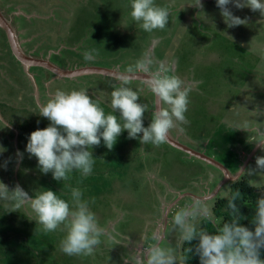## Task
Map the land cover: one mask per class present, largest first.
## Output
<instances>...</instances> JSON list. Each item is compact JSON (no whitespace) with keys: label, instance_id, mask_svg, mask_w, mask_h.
<instances>
[{"label":"rangeland","instance_id":"374dc122","mask_svg":"<svg viewBox=\"0 0 264 264\" xmlns=\"http://www.w3.org/2000/svg\"><path fill=\"white\" fill-rule=\"evenodd\" d=\"M192 1L174 0L167 27L152 33L131 20L130 0H65L63 15L52 9L55 22L51 17L43 21L34 17L43 14L36 10L34 0H19L13 1L20 4L19 18L13 19L15 28L22 29L18 37L21 41L28 37L26 30L39 32L28 40L33 56L42 55L58 66L128 73L129 67L145 58L154 61L153 71L163 64L191 87L185 114L188 123L169 135L222 165L230 175L241 168L255 169L256 157L264 156V148L259 142L250 143L248 137L264 140V16L248 7L228 5L233 15L248 18L247 25L254 34L246 36L238 26H226L216 0H212L214 12L207 21L202 20L199 9L185 7ZM156 3L163 7L170 0ZM24 4L35 8L28 22L25 15H30V10ZM205 7L203 4V12L207 11ZM52 36L55 46H50ZM93 49L99 54L93 53L95 58L86 61L84 53ZM40 67L23 65L0 41V145L6 148L0 153V182L9 190L19 184L30 196L52 190L70 203L71 191L78 187L82 199L90 201L99 226L122 243L112 246L105 236L93 256H67L60 250L65 232H44L29 205L9 212L10 206L0 202V251L6 258L0 264H31L34 259L44 264H50V260L53 264H136V258L155 242L154 238H160L162 247L168 242L175 244V235L168 234L171 217L179 207L197 199L189 195L187 199V194L179 196L177 189L204 196L220 188L217 197L228 190L225 184L218 185L224 177L222 168L168 142L159 147L141 145L139 139L128 138L127 130L111 151L102 138L100 146L91 149L95 162L89 176L74 170L70 180L56 181L50 172L41 173L36 158H29L25 151L29 134L50 123L37 113L39 106L58 89L85 88L107 113L111 111V91L120 84L118 76L98 72L70 78L46 72L47 77L42 78ZM239 69L240 73H234ZM131 80L129 86L139 92V102L148 105L143 118L147 127L156 98L149 90L148 78ZM8 124L10 127H5ZM17 150L23 153L22 159ZM215 199L209 197L206 202L213 205Z\"/></svg>","mask_w":264,"mask_h":264},{"label":"clouds","instance_id":"9594fccd","mask_svg":"<svg viewBox=\"0 0 264 264\" xmlns=\"http://www.w3.org/2000/svg\"><path fill=\"white\" fill-rule=\"evenodd\" d=\"M230 3L237 9L248 7L264 16V0H216L228 28L248 23L247 17L242 19L233 15L228 7ZM173 5L174 0L163 7L156 0H130V17L145 32L162 31L168 25ZM189 6L203 12L201 0H194ZM203 14L202 20L207 21L209 18L204 12ZM93 53L98 55L99 50L85 52L84 59L93 60ZM153 65L151 58H145L127 69L129 74L143 72L149 75V90L159 103V107L152 112L151 122L147 127L143 124V118L144 113L149 110L148 105L139 102V92L129 86L132 83L129 75L117 78L120 86L111 91V111L107 113L85 88L69 91L58 89L40 105L37 113L50 123L42 129L32 131L25 147L29 158H36L40 172H50L56 181L70 180L74 170L87 177L92 173L95 162L91 149L100 146L102 138L104 145L111 151L124 130H127L128 138L139 139L141 145L159 147L167 143L168 137L172 138L169 135L171 130L188 123L185 114L190 103L191 87L163 64L155 71ZM5 127H10V124ZM248 140L250 143L259 142L264 148V140H257L255 137H248ZM4 151L6 148L0 145V153ZM17 156L22 159L23 153L17 150ZM255 165V169H239L238 174L249 177L258 175L259 180L249 179L247 183L264 192V156H257ZM228 175L231 176L229 173ZM221 177L220 175L219 178ZM229 182L221 184H225L227 188ZM185 194L197 199L179 207L171 217L168 234L175 235V244L168 242L162 247L160 238H154L155 242L136 258V264H186L189 255L193 253L199 257L200 264H264V259L261 258V250L264 249V195L256 201V212L252 218L254 230H250L240 224L244 217L240 214L237 201L242 199V193L229 187L222 199L227 201L225 211L231 219L217 225L210 232L204 222L216 223L211 211L214 205H209L206 201L216 194L203 196L205 198L189 192L178 195ZM82 196L80 188H73L70 203L52 190L39 191L30 196L19 184L9 190L7 185L0 182V202L10 206L9 212L19 211L29 205L44 232H65L60 241V250L65 255L93 256L96 249L104 243L101 238L105 236L112 246L122 243L121 239L106 233L99 226L98 218L90 208V201L82 199ZM194 240L198 241L195 247L189 246Z\"/></svg>","mask_w":264,"mask_h":264},{"label":"trees","instance_id":"16d2710c","mask_svg":"<svg viewBox=\"0 0 264 264\" xmlns=\"http://www.w3.org/2000/svg\"><path fill=\"white\" fill-rule=\"evenodd\" d=\"M238 29L242 33H245L246 36L254 34V29L252 27L250 28L248 25H245V26L240 25L238 26ZM241 43L242 42H240L239 45ZM244 67L245 66L243 65L242 68L244 69ZM234 71H235L234 73L236 72L240 73L241 69H239L238 71L236 70ZM244 73L245 72L242 71V74ZM247 181L248 180L243 177H238L236 180L229 182L227 188L229 189V187H231V190L233 191L239 190L242 193V199L240 201H237L240 214L242 217H244L243 219L240 220V224L245 227H248L250 230H254V224L252 222V218L255 216V212H256V201L259 197L262 196V194H261V190L250 187ZM177 191L180 194H184L182 193L183 189L181 188L177 189ZM177 191H176V194H177ZM188 197L189 196H187V199ZM215 197L216 199L213 203L214 206L212 207V212L214 213L216 223L213 224L208 221L204 222V226L210 232L214 231L217 225H222L224 222H227L228 220L231 219L230 215L225 211L227 201L225 199H222V196L217 197L216 195ZM215 197H213V199ZM197 243L198 241L194 240L191 242V245L189 246L195 247ZM2 255L3 254H1V251H0V263L1 262L3 263L6 260V258H4ZM261 258L264 259V249L261 250ZM53 263H54L53 260H50V264H53ZM31 264H44V262L37 261L34 259V261ZM186 264H200L199 257L195 255L194 253L190 254L188 260L186 261Z\"/></svg>","mask_w":264,"mask_h":264},{"label":"water","instance_id":"95a60500","mask_svg":"<svg viewBox=\"0 0 264 264\" xmlns=\"http://www.w3.org/2000/svg\"><path fill=\"white\" fill-rule=\"evenodd\" d=\"M0 29L4 32V35H5V38L7 40V43H8V46H9V49L11 51V53L13 54V56L19 61L21 62L23 65H26L28 66L29 64H44L45 66H47V68H50V70H52V72L56 73L57 75H61L62 77L64 76H68V77H71V76H74V75H77V74H81L82 72H85V71H88L89 73L93 72V73H102V74H107V75H113V76H121V75H129L130 78L132 77H146V78H149V75L147 74H142V73H119V72H114V71H110V70H107L105 68H100V67H84V68H75V69H71V70H59L57 68H53L52 66H50L49 64L43 62V61H37V60H33V59H30L28 58L27 56H25L22 52H21V49L19 48V45H18V42L16 40V37H15V34L13 33V29L11 28L10 26V22L8 19H5L1 13H0ZM53 68V69H52ZM158 108L159 107V103L158 101L155 103V108ZM169 144L177 147V148H180L181 150H183L184 152H186L187 154H192V155H195L197 157H200L201 159L209 162V163H212L220 168L223 169L224 171V177L223 179L219 182V184L227 181V180H234L237 176H238V173L237 174H234V175H231L229 176L227 171L224 169V167L222 165H219L218 163H216L215 161H213L212 159H210L209 157L205 156L204 154H201V153H197V152H194L192 150H189L186 146L184 145H181L180 143H178L176 140L168 137V141H167Z\"/></svg>","mask_w":264,"mask_h":264},{"label":"crops","instance_id":"0c3cea01","mask_svg":"<svg viewBox=\"0 0 264 264\" xmlns=\"http://www.w3.org/2000/svg\"><path fill=\"white\" fill-rule=\"evenodd\" d=\"M1 1V3H2V6L4 7V9H6V7L7 8H11L13 11L11 12V13H13V14H20V12H19V7L18 6H20V4L19 3H17L19 0H0ZM13 1H17V2H13ZM31 3H32V1L31 0H29ZM65 0H34V2H35V4L38 6L37 8H36V10H38V11H40V12H43V14L42 13H40V15L38 14L37 16H34V13H33V11L35 10V8H34V6L33 5H28V4H24V6H26L29 10H30V15H29V13L28 14H26L25 15V17H26V20H27V22H28V19L29 18H31L32 16H34L35 18H37V20L39 19V20H48V19H50V17H51V19H52V21L53 22H55L56 20L55 19H57V18H54L53 17V15H55L54 13H53V10H55V13L58 15H63L64 13H65V7H66V5H64L65 4V2H64ZM12 2V3H11ZM64 2V3H63ZM193 3V1L191 2V4ZM203 4H205V9L207 10V11H204V13L207 15V17L209 18V16H210V13L212 14V12H214V10H212V0H206ZM185 7H188V8H191L192 6H185ZM53 9V10H52ZM6 11H9V9H6ZM180 11V10H179ZM10 13V14H11ZM67 13V12H66ZM201 15H202V17H203V13L201 12L200 13ZM12 15V14H11ZM36 20V22L38 23V21ZM10 21V20H9ZM243 26H245V25H243ZM35 28V27H34ZM245 28V27H244ZM14 29V28H13ZM26 30V29H25ZM18 31H20V32H22V29H18ZM14 32V31H13ZM15 34V33H14ZM27 34V36L28 37H25L24 39H22L23 41H25V43H26V46L27 47H29L30 48V51H32V47L29 45V42H28V40H29V38L30 37H33V35L34 36H36V35H39V32H33V34H32V32L31 31H27L26 30V33H25V35ZM5 36V35H4ZM16 37V36H15ZM24 37V36H23ZM3 38V37H2ZM52 39H53V43H51L50 44V46H55V38L52 36ZM16 40H17V38H16ZM0 41H4L5 42V40L4 39H2V40H0ZM17 42H18V40H17ZM18 45H19V43H18ZM20 48V47H19ZM29 51V52H30ZM22 52V51H21ZM23 53V52H22ZM24 54V53H23ZM25 56H27L28 58H30V59H33V60H37V61H43V62H45V63H47V64H49L48 63V60L45 58L44 60H46V61H44V60H40L41 58H39V57H35V56H33V55H27V54H24ZM257 57H258V55H257ZM254 59H255V55H254ZM258 59V58H257ZM51 66V65H50ZM53 68H55L54 66H52ZM76 68H86V67H88V66H79V67H77V66H75ZM52 68V69H53ZM75 69V68H74ZM60 71H61V69H59ZM62 70H65V69H62ZM69 70H71V69H69ZM115 72V71H114ZM83 73H89L88 71H85V72H82L81 74H83ZM137 73H141V72H137ZM144 74H146V73H144ZM78 75V74H77Z\"/></svg>","mask_w":264,"mask_h":264},{"label":"flooded vegetation","instance_id":"af4514ba","mask_svg":"<svg viewBox=\"0 0 264 264\" xmlns=\"http://www.w3.org/2000/svg\"><path fill=\"white\" fill-rule=\"evenodd\" d=\"M6 9H11L10 7L9 8H7L6 7ZM6 9H4V7L2 6V3H1V1H0V13H1V15L5 18V19H8V20H10L9 22H10V26L12 27V28H14V33H15V36H16V38H17V40H18V43H19V47H20V49H21V51L24 53V54H27L28 56L29 55H33V50L32 51H30V48L29 47H27L26 46V43H25V41H21V39H19L18 37H19V34L21 33L20 31H18V28H15L16 27V23H14V17L15 18H19V17H16L18 14H13V13H11V11L9 10V11H6ZM12 15H11V14ZM1 37H3L2 39H4L5 40V43H6V47L8 48V50H9V52H10V49H9V46H8V43H7V40H6V38H5V36H4V32L0 29V38ZM34 49H36V48H34ZM30 51V52H29ZM35 57L37 56V57H39V58H41L40 60H44L43 59V56L42 55H34ZM16 59V58H15ZM44 61H46V60H44ZM47 62V61H46ZM48 63H49V65H51V66H54L55 68H57V69H65V70H69V68L68 67H65L64 65H62V66H58L57 64H55V63H50L49 61H48ZM37 65H42L43 67H40V68H42L43 69V71H42V73H43V75H42V78H44V77H47V75H46V72H48V73H51V74H53L55 77H61V78H63L61 75H57L56 73H54V72H52V70H50V68H47V66H45L44 64H42V63H40V64H37ZM36 64H29L27 67H31V66H37ZM56 74V75H55ZM64 77H68V76H64ZM72 77V76H71ZM68 78H70V77H68ZM42 80H44V79H42ZM226 182H229V180H227ZM218 187V186H217ZM219 190V189H218ZM217 190V191H218ZM217 191H212L211 193H217ZM204 196H206L207 197V195L205 194ZM198 197H203L202 195H198ZM205 198V197H204Z\"/></svg>","mask_w":264,"mask_h":264}]
</instances>
